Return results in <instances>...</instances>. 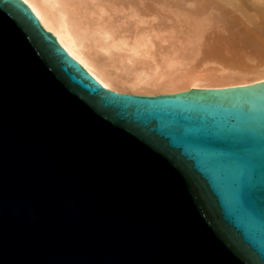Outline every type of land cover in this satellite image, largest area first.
Returning a JSON list of instances; mask_svg holds the SVG:
<instances>
[{
    "label": "water",
    "instance_id": "obj_1",
    "mask_svg": "<svg viewBox=\"0 0 264 264\" xmlns=\"http://www.w3.org/2000/svg\"><path fill=\"white\" fill-rule=\"evenodd\" d=\"M0 264H264V79L108 90L0 0Z\"/></svg>",
    "mask_w": 264,
    "mask_h": 264
},
{
    "label": "bare ground",
    "instance_id": "obj_2",
    "mask_svg": "<svg viewBox=\"0 0 264 264\" xmlns=\"http://www.w3.org/2000/svg\"><path fill=\"white\" fill-rule=\"evenodd\" d=\"M108 90L138 95L264 79V0H22Z\"/></svg>",
    "mask_w": 264,
    "mask_h": 264
}]
</instances>
